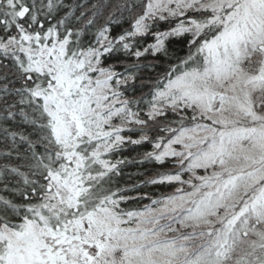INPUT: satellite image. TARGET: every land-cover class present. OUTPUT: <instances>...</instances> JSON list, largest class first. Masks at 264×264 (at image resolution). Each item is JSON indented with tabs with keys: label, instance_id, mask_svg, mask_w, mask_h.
<instances>
[{
	"label": "snow or ice",
	"instance_id": "1",
	"mask_svg": "<svg viewBox=\"0 0 264 264\" xmlns=\"http://www.w3.org/2000/svg\"><path fill=\"white\" fill-rule=\"evenodd\" d=\"M0 264H264V0H0Z\"/></svg>",
	"mask_w": 264,
	"mask_h": 264
},
{
	"label": "trees",
	"instance_id": "2",
	"mask_svg": "<svg viewBox=\"0 0 264 264\" xmlns=\"http://www.w3.org/2000/svg\"><path fill=\"white\" fill-rule=\"evenodd\" d=\"M153 166L150 164H145L143 166H130L126 169V172L135 173L137 171L143 172L147 169H151ZM146 191L152 192V193H158L159 191H164V189H156V188H149L145 189ZM147 203V201H145Z\"/></svg>",
	"mask_w": 264,
	"mask_h": 264
}]
</instances>
